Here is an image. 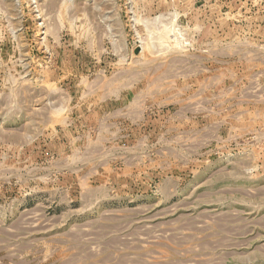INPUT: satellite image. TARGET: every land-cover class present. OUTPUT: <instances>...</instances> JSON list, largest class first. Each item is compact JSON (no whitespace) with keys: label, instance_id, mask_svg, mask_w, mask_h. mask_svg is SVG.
Returning <instances> with one entry per match:
<instances>
[{"label":"rangeland","instance_id":"obj_1","mask_svg":"<svg viewBox=\"0 0 264 264\" xmlns=\"http://www.w3.org/2000/svg\"><path fill=\"white\" fill-rule=\"evenodd\" d=\"M0 264H264V0H0Z\"/></svg>","mask_w":264,"mask_h":264}]
</instances>
